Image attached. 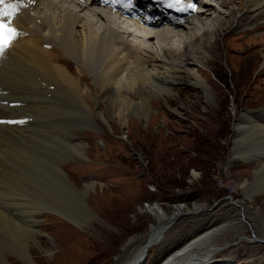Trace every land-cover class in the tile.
<instances>
[{
    "label": "bare ground",
    "instance_id": "obj_1",
    "mask_svg": "<svg viewBox=\"0 0 264 264\" xmlns=\"http://www.w3.org/2000/svg\"><path fill=\"white\" fill-rule=\"evenodd\" d=\"M25 2L31 3L11 21L17 31L15 38L0 51V264H19L11 261L10 254L24 264H36L34 249L50 254L52 243L43 232L42 218L59 220L60 216L85 226V219L98 218L88 199L101 190L100 201H104L109 194L102 193L105 185L90 181L77 187L61 168L65 158L85 157L86 143L77 139L79 130H94L97 120L105 128L111 127V121L117 129L129 130L131 124L141 123L140 117L146 120L158 104L177 114L198 103L208 108L222 96L208 77L211 64L220 58L218 41L237 53L244 45L257 48L253 50L257 55L253 69L259 72L257 78L264 73V0H228L208 6L203 1L204 18L177 31L172 30L170 19L180 14L192 17L196 12L190 15L180 5L183 11L136 12L137 19L131 21L97 6L96 0ZM166 3L163 0L164 6ZM151 4L157 6L156 0ZM118 9L127 12L122 5ZM197 16L189 21L199 19ZM231 32L237 38H230ZM253 33L257 40H251ZM244 37L248 41L242 43ZM225 58L230 64L229 56ZM179 87L190 88L195 102L172 108L167 101L174 99ZM32 127L39 129L38 143L33 145ZM233 128L234 156L249 165L260 163L252 183L240 185L250 200L264 189L260 186L264 182V108L242 114ZM116 138L126 141L128 136ZM228 204L237 208L235 218L198 233L157 264H233L232 258L214 260L221 250L217 242L225 235L222 232H238L244 226L253 230L255 225L244 207L232 201ZM139 210L148 213L153 223L141 238L130 237L125 242L115 264H147V253L162 243L172 224L203 212L195 204L190 210L179 203L167 214L153 202ZM259 233L258 238L240 240L264 243V232Z\"/></svg>",
    "mask_w": 264,
    "mask_h": 264
},
{
    "label": "rangeland",
    "instance_id": "obj_2",
    "mask_svg": "<svg viewBox=\"0 0 264 264\" xmlns=\"http://www.w3.org/2000/svg\"><path fill=\"white\" fill-rule=\"evenodd\" d=\"M203 1L208 6L228 0H192L189 4H197L200 8L194 15L191 14L194 6L186 8L185 1H182L181 5L190 15H198L199 19L190 22L192 17L183 14L172 17V30L177 31L180 27L202 20L205 13ZM219 9L227 11L225 8ZM164 19L169 20L166 15ZM143 27L151 26L144 24ZM162 27L158 25V28ZM234 33H230V38H237ZM250 38L257 40L259 37L253 33ZM242 40L245 43L248 38ZM217 47L220 58L213 61V70L207 74L222 96L217 102L213 100L208 108L203 109L198 103L194 105L195 108L183 109L177 114L158 104L146 120L140 117L141 123L131 124L129 130L125 127L117 129L111 121V127L105 128L99 120L93 126L94 130H79L81 137L77 139L86 143L85 157L65 158L61 168L67 179L77 187L90 181L102 183L107 188L102 193L109 194L104 201H100L101 190L96 192V195L99 194L96 197L90 195L88 206L98 218L85 219L88 227L60 216L59 220L45 221L42 218L41 223L45 226L43 232L52 245L50 254L36 249L32 251L36 264H115L125 242L130 237L141 238L153 223L148 213L139 210H143L147 203L157 204L167 214H171L174 205L179 203L190 210L194 204L200 206L203 209L201 214L179 218L170 226L164 240L161 239L162 243L147 253L145 262L157 264L169 251L198 233L230 221L229 217L235 218L237 208L228 204L231 201L244 207V213L251 218L255 230L244 226L238 232L223 231L225 235L217 242L221 250L214 260L232 258L233 264H264V243L240 240L242 237H257L261 234L259 232H264V189L257 188L259 190L251 195L250 200L240 189L241 184L252 183L253 173L260 168V163L249 165L239 159V155L234 156L232 144L233 126L239 117L249 110L264 108V73L257 78L259 72L253 69L257 57L253 50L257 48L248 49L244 45L237 53L225 48L220 41ZM226 55L230 64L226 62ZM203 70L206 73V69ZM174 91V99L167 101L172 108L181 102H195L196 95L190 88L179 87ZM132 118L134 116L129 117ZM36 132L39 129L32 127V145L39 139ZM121 136H128V139L123 141L116 138ZM40 144L43 148L47 146L44 140ZM48 167L53 168L51 165ZM261 185L264 186L263 181ZM244 223L246 225V221ZM105 230H109L111 236ZM9 256L11 261L24 264L16 256Z\"/></svg>",
    "mask_w": 264,
    "mask_h": 264
},
{
    "label": "snow or ice",
    "instance_id": "obj_3",
    "mask_svg": "<svg viewBox=\"0 0 264 264\" xmlns=\"http://www.w3.org/2000/svg\"><path fill=\"white\" fill-rule=\"evenodd\" d=\"M181 3L182 0H167L165 6L168 8H175L176 11H183L184 8L179 7ZM0 5H4V7L0 8V18H8L7 23H5L3 19H0V51H3L17 34L16 29L9 27V24L11 23V18L16 13L18 5L14 3L5 4V0H0ZM125 6H130V4ZM187 7L193 8V5L188 4Z\"/></svg>",
    "mask_w": 264,
    "mask_h": 264
},
{
    "label": "trees",
    "instance_id": "obj_4",
    "mask_svg": "<svg viewBox=\"0 0 264 264\" xmlns=\"http://www.w3.org/2000/svg\"><path fill=\"white\" fill-rule=\"evenodd\" d=\"M216 78V77H215ZM217 79V78H216ZM218 80V79H217Z\"/></svg>",
    "mask_w": 264,
    "mask_h": 264
}]
</instances>
